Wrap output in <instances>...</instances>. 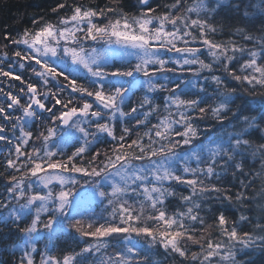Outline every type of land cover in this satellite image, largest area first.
<instances>
[{"label":"snow or ice","instance_id":"obj_1","mask_svg":"<svg viewBox=\"0 0 264 264\" xmlns=\"http://www.w3.org/2000/svg\"><path fill=\"white\" fill-rule=\"evenodd\" d=\"M109 3L117 7L69 6L71 15L59 18L56 24L45 22L38 29H25L17 38L7 33L3 37L13 45H24L25 50L15 51L13 56L18 58L20 70H30L39 78L26 81L19 74L0 69V76L25 85L18 94L0 87L5 98L0 120L8 122L0 123V141L13 146L5 161L12 171L0 197V225L14 226L21 234L19 264H36L33 253L41 240L45 241V251L40 264H89L90 256H96L91 264H153L150 257L154 248L166 259L179 258L177 264H247L238 259L241 252L264 251V117L238 116L239 110L231 108L238 89L220 76H211L217 103L210 108L202 106L206 101L199 97L206 85L199 79L182 77L188 72L199 78L203 72L219 69L244 92L264 97V0H248L242 12L245 23L233 26L232 36L225 42L213 39L224 30L214 18L231 0H170L162 13L153 15L156 10L149 6L132 16L118 7L119 0ZM138 4L148 6L149 0H138ZM65 7L59 3L52 11ZM233 7L240 11L238 3ZM101 19L107 23H97ZM87 41L107 47L103 51L85 47ZM243 42H251L252 47ZM7 47V43L3 45ZM205 51L210 57L207 62L201 58ZM161 53L172 55L165 58ZM3 57L12 66L6 51ZM114 57H135L136 62L124 70L106 71L105 65ZM65 58L86 70L92 78L88 86L78 84L76 76L70 79L50 62ZM33 61L38 67L32 66ZM236 61H240L239 73L230 68ZM61 76L64 83L58 79ZM54 80L60 83L55 91L49 87ZM135 88L144 90L138 101L129 95H134ZM154 93H166L162 104L155 102ZM24 97L27 100L22 103ZM16 111L20 115H14ZM43 112L51 114L47 125L40 115ZM209 115L221 125L231 118L237 120L231 130L208 135L212 130H201L197 121ZM117 117L124 121L119 134ZM33 121H40L43 131L34 135L26 130ZM61 126L75 129L83 139L66 161L54 159L62 152L61 146L52 143ZM93 126L95 131H90ZM253 131L259 133V142L251 139ZM102 134L115 141L111 152L94 150L86 165L78 163L77 157H83ZM133 134L136 138L129 141ZM68 139L71 132L65 134L64 142ZM246 160L253 161L251 168L246 169ZM72 174L88 178L87 183L95 189L91 198L107 201L109 219L101 215L99 220L90 218L87 224L82 219H68V210L78 212L81 204L77 200L73 205L74 193L67 188L81 183ZM229 175L241 186L234 195L218 183ZM177 186L186 188L187 194L179 192ZM171 199H178L182 207L170 215L166 204ZM212 200L235 202L239 207L253 201L259 218L241 214L239 221L251 226L243 232L238 231L235 221L229 226L223 212L209 224L205 216L211 211L207 202ZM61 217L68 219L67 229L94 242L80 251L53 255L57 228L65 231ZM213 228L219 236L197 235ZM133 235L144 238L145 247L133 241ZM115 237L121 238L123 248L110 244L108 238ZM110 246L115 251L105 255ZM192 246L199 250L192 251Z\"/></svg>","mask_w":264,"mask_h":264},{"label":"trees","instance_id":"obj_2","mask_svg":"<svg viewBox=\"0 0 264 264\" xmlns=\"http://www.w3.org/2000/svg\"><path fill=\"white\" fill-rule=\"evenodd\" d=\"M170 0H149L148 6H141L138 4V0H119L118 7L123 10L124 13L128 14L129 16L132 15H139L142 11H147L148 7L150 6L152 9H155L156 12L153 13L159 14L167 9L164 7L166 3H169ZM59 3H65L66 7L64 9H59L58 12H53L52 9L56 7ZM240 5V11H236V9L233 7L235 4ZM248 3V0H231V3L222 6L220 10L216 13L214 18V23L217 26H223V32L215 34L213 36V39L217 42H225L228 40L230 36H232L231 29L233 26L236 25H243L245 23V20L242 18V12L245 7V5ZM82 5L84 8H93V9H99V8H105V7H117L114 3H109V0H0V69H3L5 71H10L13 74H19L24 78L26 81H32L36 82L39 78L35 77L34 74L30 70H20L19 69V61L18 58H15L13 56V53L15 51H23L25 50L24 45H13L10 43V41H5L3 39L4 35L10 34L11 37L17 38L25 29H38L42 24L45 22H50L53 24H56L59 20V18L67 15H71V7ZM71 6V7H69ZM109 16H112L113 14L109 13ZM33 20L38 21L39 23L34 24ZM97 23H107L106 19H101L97 21ZM260 25V18L256 19V26L259 28ZM167 27H171L168 25ZM235 40H239V37H232ZM8 44V47L5 49L3 48L4 44ZM247 44L249 47H252L251 42H243ZM85 47H95L98 50H102L106 48L107 46L103 43H96L92 41H87L85 43ZM6 51L9 55V57H12L11 65L10 61L5 60L3 57V52ZM161 55H164L165 58L172 54L168 53H161ZM239 56V54H237ZM201 58L205 59V61H209L210 57H208L207 52L201 53ZM247 58V57H245ZM58 71H63L64 75L69 76L71 79L73 76H76L78 78V84L83 86H88L92 78L88 75L86 70L82 66L72 65L70 60H59L55 59L50 61ZM136 59L131 60H123V59H113L109 61L105 65L106 71H114L119 68L120 70H124L129 63H135ZM239 63L240 61L233 62L230 65V68L233 71H236L239 73ZM33 67H38L35 65L34 61L32 62ZM192 68H196L198 66H191ZM75 69V71H73ZM220 76L222 79L226 81V83L231 86L238 89L237 97L233 99V103L231 105V108L236 110L238 109V116L239 115H255L257 118L264 117V97L257 95H251L247 92H244L241 89V85L238 84L236 81L232 80L230 77L227 76L225 72L222 70H214L213 73L203 72L199 78L194 77L191 73L186 72L185 75L182 77L183 79H199V82L201 84L206 85V91L204 93H200L199 97H203L206 101V103L202 106L211 107L216 101V86L211 83V76L212 75ZM169 76H172V74H169ZM204 77H208L209 79L206 81ZM61 83H64L63 76L58 78ZM111 79V78H110ZM131 79V78H128ZM137 79H144L142 76H138ZM173 80L176 79V77H172ZM163 82V81H162ZM11 85V89L9 86ZM172 86H175V83L172 84ZM0 87L4 88L5 91L12 90L15 93H19L20 87H25V85H21L19 81L12 80L8 77L0 76ZM52 88L53 91H55L57 88L60 87V83L57 81H52V84L49 86ZM195 91V90H190ZM134 95L132 93H129L130 96H132L133 101H138L142 98L144 95V90L140 88L133 89ZM78 95V94H74ZM156 97V103L162 104L163 97L166 95V93H154L152 94ZM192 98H198V97H192ZM64 99H67V94H64ZM89 100V102H93L92 98H86ZM27 100L26 97L22 99V103H25ZM5 98L3 94H0V106L4 105ZM52 101L49 100L48 104L51 105ZM58 108L60 106H57ZM127 110V108L125 109ZM163 112V109L161 108V113ZM14 115H20L19 111H16ZM42 120L44 121V124L47 125V117H49L51 114L47 112H43L40 114ZM230 115V113H229ZM237 118H231L230 120H225L224 124H218L216 121L209 115L204 120L197 121L199 127L201 130L204 129H211L212 131L208 133V135H211L213 133H223L225 131H229L232 128V124L235 123ZM152 122H156L155 118L152 119ZM0 123L7 124V121L0 120ZM134 124V121L132 122ZM40 125V121H33L27 125L26 130H31L34 135L39 132L43 131L42 126ZM124 126V121L120 120L119 117H117V134H119L120 128ZM128 126H131L129 124ZM90 131H95L94 126L89 129ZM71 132V139H68L67 142H64V136L65 134ZM11 138L13 139V144H15V137L12 136V134L8 133ZM251 139L259 142L261 140V137L258 132H251L250 133ZM136 138L135 134H133L130 139ZM204 138V134L202 133V139ZM31 141L29 142V149L31 146ZM53 144L59 145L62 147V152L60 155L55 157L54 159H60V160H67L68 155L72 154L76 150V146L83 143V139L81 137V134L77 132L75 129L71 128H63L62 126L57 130V136L54 138ZM197 143H200V141H197ZM115 145V141H112L111 138L107 137L106 134L99 135V138L95 140L89 147V151L84 154L83 157H77L78 163L87 164V161L89 157L94 153V150L101 151L102 153L107 151L111 152L112 147ZM13 150V146L10 144H7L6 142L0 141V197L4 194V189L7 183V177L8 174L12 171L11 169L6 168V159L8 158L9 151ZM53 151H56V147H52ZM246 169L251 168L253 166V161L246 160ZM256 166L258 167V161L255 162ZM74 178L81 181L80 184H77L75 186L69 185L67 188H71L74 196H73V204L74 202L85 195L92 194L95 192V189L91 186L90 183H87L88 178L82 177L79 174H72ZM99 179V178H97ZM221 185L224 187H227L231 190V193L234 195L236 191L240 190L241 186L239 183H237L233 178L229 175L219 181ZM54 189L58 190V185L52 186ZM178 187V191L182 192L184 194H187V189L184 187ZM104 188L110 191L111 189L104 184ZM67 190V189H66ZM207 204L210 206L211 211L207 213L205 216L206 221L211 224L215 220V217L219 215L220 212H223L229 221V226L232 225V223L235 221L237 223L238 231H250L251 226L247 224V222H240L239 216L241 214H247L253 219H258L259 216L257 215V209L254 207V202L249 201L247 202V207H239L235 202L232 204H229L227 201H208ZM167 211L171 215L174 211L181 210V205L179 203L178 199H171L166 204ZM111 211L110 207L107 204L106 200H101L98 198L93 203L87 204L86 207H83L78 212H73L71 209L68 210V219H82L85 221V224L90 222V218H95L99 220L100 216L103 215L106 219H109V212ZM47 216L42 217V219H46ZM28 219V218H26ZM64 221V228L65 231L63 233L60 232L59 228H57V232L55 234V243H54V251L52 252L53 255L56 256H62L65 254H70L73 251H80V249L84 246H86L89 243H93L94 241L86 238H81L78 234H76L74 231L67 229L68 219H65L63 217L60 218ZM103 222V221H101ZM21 226L23 227V222L21 223ZM0 227L3 228L2 231H0V264H19V258L22 255V247H23V239L21 237V234L19 231L14 227H3L0 225ZM55 227V226H54ZM206 227L205 226H201ZM203 234L205 237L211 236H219V232L213 229H209L207 232L197 233V235ZM41 236L44 235V233L40 234ZM133 241H139V246L141 248L145 247L144 244V238L142 237H135V235L132 236ZM110 244L115 245V248H123V241L120 237L115 238H108ZM45 241H38L37 242V253H33L34 259L36 264H40L41 256L45 251ZM115 248L109 247L105 253L111 254L115 251ZM198 246H192V251H198ZM103 251V250H102ZM163 250L159 249V253H162ZM99 255V254H98ZM151 260L153 261V264H177V260H171V257L165 258L164 255L158 254L157 249H152V255ZM142 259V258H141ZM238 259L246 261L247 264H264V251H261L260 249L255 250H244L240 253L238 256ZM96 260V256H90L89 257V264H91L92 261Z\"/></svg>","mask_w":264,"mask_h":264},{"label":"rangeland","instance_id":"obj_3","mask_svg":"<svg viewBox=\"0 0 264 264\" xmlns=\"http://www.w3.org/2000/svg\"><path fill=\"white\" fill-rule=\"evenodd\" d=\"M105 49V48H104ZM104 49H102V50H100V51H103ZM113 59H121V58H119V57H114ZM113 59H111V60H113ZM131 59H135V57H126V58H124L123 60H131ZM111 60H109V61H111ZM108 61V62H109ZM106 186H108L107 184H105ZM109 187V186H108ZM110 188V187H109ZM99 197L98 196H96L95 198H91V194H88V195H85V196H83V197H80V198H78L77 200H79L80 202H81V204H80V208H79V210L80 209H82L83 207H86L87 206V204H89V203H93L95 200H97ZM76 200V201H77ZM75 201V202H76ZM75 202H74V206H75Z\"/></svg>","mask_w":264,"mask_h":264},{"label":"water","instance_id":"obj_4","mask_svg":"<svg viewBox=\"0 0 264 264\" xmlns=\"http://www.w3.org/2000/svg\"><path fill=\"white\" fill-rule=\"evenodd\" d=\"M63 127H65V126H63Z\"/></svg>","mask_w":264,"mask_h":264}]
</instances>
